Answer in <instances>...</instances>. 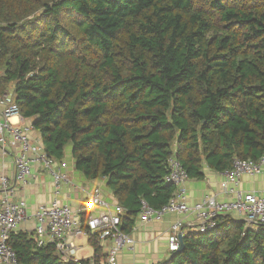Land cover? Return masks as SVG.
I'll return each instance as SVG.
<instances>
[{
  "label": "trees",
  "instance_id": "1",
  "mask_svg": "<svg viewBox=\"0 0 264 264\" xmlns=\"http://www.w3.org/2000/svg\"><path fill=\"white\" fill-rule=\"evenodd\" d=\"M10 92L50 157L72 146L77 170L107 181L127 233L142 201L174 195L170 159L199 181L264 155V0H0ZM216 222L158 264H264V225ZM11 245L20 264H77L25 232Z\"/></svg>",
  "mask_w": 264,
  "mask_h": 264
},
{
  "label": "built area",
  "instance_id": "2",
  "mask_svg": "<svg viewBox=\"0 0 264 264\" xmlns=\"http://www.w3.org/2000/svg\"><path fill=\"white\" fill-rule=\"evenodd\" d=\"M15 117L22 120L14 95L6 94L0 97V147L4 151L14 147L18 150L13 155L14 182L5 176H0L2 190L0 264H20L17 253L11 245V238L29 215L26 201L16 200L15 191L28 183L36 167H41L51 174L55 188V199L49 204L40 205L35 212L38 245H44L47 240L59 253L73 254L75 245L68 241V237H79L89 232L98 235L100 240L109 239L113 242L105 264H118L119 253L123 249L134 251L135 244L133 238L121 229L125 209L119 204L111 206L103 199L98 189L90 194L87 202L80 208L61 203L58 198L62 186L70 182L69 176L64 171L66 163H59L55 158L50 157L44 148L34 143L31 138L34 127L24 123H12L11 120ZM221 174L225 177L223 188L231 193L234 199L222 201L217 196H206L190 205L186 188L188 173L176 157L170 159L166 180L175 185L176 191L170 201L160 209H155L142 201L140 221L161 222L168 214H191L195 217V228L199 233L212 230L217 224V218L226 215L245 220L250 226L264 225V193L257 195L239 190L244 176L254 177L264 174V155L258 161L235 159L232 168ZM98 210L100 212L95 214L94 212ZM84 215L89 216L87 221H84ZM187 234L184 232L181 220L172 224L169 237L170 253L180 249L181 237ZM74 262L83 264L81 261Z\"/></svg>",
  "mask_w": 264,
  "mask_h": 264
},
{
  "label": "crops",
  "instance_id": "3",
  "mask_svg": "<svg viewBox=\"0 0 264 264\" xmlns=\"http://www.w3.org/2000/svg\"><path fill=\"white\" fill-rule=\"evenodd\" d=\"M11 121L14 124L27 123L33 125V122L23 118L21 120L15 117ZM31 138L34 143L44 148L41 134L34 128ZM17 151V147L9 148L7 151H4L0 147V176H5L11 182H14L15 177L13 155ZM57 161L59 163H66L64 171L70 178V182L62 186L58 198L61 203L69 204L74 208H80L87 202L90 194L98 189L103 199L111 206L119 204L113 191L108 187L106 180H89L81 171L77 170L72 146H68L64 157ZM204 173L205 177L202 180L189 179L186 182L190 205L195 204L206 196H217L222 201L234 199V196L223 188L222 184L225 181V177L221 173L214 172L208 168L204 169ZM239 190L262 195L264 193V174L254 177L244 176L241 179ZM54 191V181L51 174L41 167L34 168L28 183L18 187L15 191L16 200L26 201L29 216L14 234L25 232L37 239L35 212L40 205L49 204L55 199ZM1 198L2 190L0 188V205ZM99 212L100 210L94 213L97 214ZM88 217V215H84V221H87ZM178 220L183 222L184 232L196 231V220L194 215L191 214H168L161 222L149 223H142L138 215L132 229L127 232L134 240V251L130 252L127 249H123L117 257L118 264H158L166 261L171 256L169 250L170 227ZM68 241L75 245V252L73 254H61L56 250L61 260L65 263L70 261H85L86 263L83 264H105L108 251L113 246V242L109 239L100 240L101 253L96 255L92 239L87 232L79 237L70 236L68 237ZM45 242V244H50L47 240Z\"/></svg>",
  "mask_w": 264,
  "mask_h": 264
},
{
  "label": "water",
  "instance_id": "4",
  "mask_svg": "<svg viewBox=\"0 0 264 264\" xmlns=\"http://www.w3.org/2000/svg\"><path fill=\"white\" fill-rule=\"evenodd\" d=\"M184 249L183 237H181V246L178 251H182Z\"/></svg>",
  "mask_w": 264,
  "mask_h": 264
},
{
  "label": "rangeland",
  "instance_id": "5",
  "mask_svg": "<svg viewBox=\"0 0 264 264\" xmlns=\"http://www.w3.org/2000/svg\"><path fill=\"white\" fill-rule=\"evenodd\" d=\"M8 94H12V95H13V93H12V92H10V93H8ZM5 95H6V94H5ZM5 95H4V96H5ZM26 124H27V123H26ZM27 125H32V124H27ZM32 126H33V125H32ZM84 243H85V242H84ZM78 244H79V243H78Z\"/></svg>",
  "mask_w": 264,
  "mask_h": 264
}]
</instances>
